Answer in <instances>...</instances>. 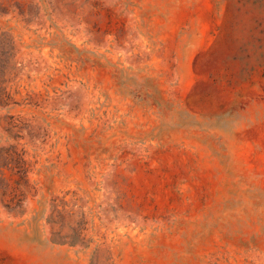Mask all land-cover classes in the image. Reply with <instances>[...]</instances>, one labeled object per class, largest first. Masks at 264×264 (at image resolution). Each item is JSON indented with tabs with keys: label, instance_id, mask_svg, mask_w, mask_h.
I'll return each mask as SVG.
<instances>
[{
	"label": "rangeland",
	"instance_id": "1",
	"mask_svg": "<svg viewBox=\"0 0 264 264\" xmlns=\"http://www.w3.org/2000/svg\"><path fill=\"white\" fill-rule=\"evenodd\" d=\"M0 264H264V0H0Z\"/></svg>",
	"mask_w": 264,
	"mask_h": 264
}]
</instances>
